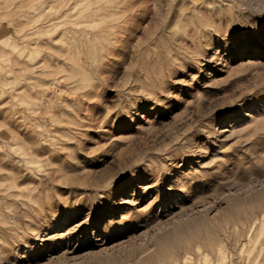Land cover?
Returning <instances> with one entry per match:
<instances>
[{"label": "rangeland", "instance_id": "obj_1", "mask_svg": "<svg viewBox=\"0 0 264 264\" xmlns=\"http://www.w3.org/2000/svg\"><path fill=\"white\" fill-rule=\"evenodd\" d=\"M0 264H264V0H0Z\"/></svg>", "mask_w": 264, "mask_h": 264}]
</instances>
